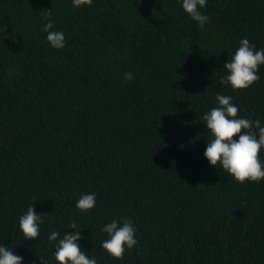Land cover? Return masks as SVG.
Returning <instances> with one entry per match:
<instances>
[{"label": "trees", "instance_id": "trees-1", "mask_svg": "<svg viewBox=\"0 0 264 264\" xmlns=\"http://www.w3.org/2000/svg\"><path fill=\"white\" fill-rule=\"evenodd\" d=\"M200 11L203 29L182 0H0V245L22 264H58L48 237L72 222L97 264H264V180L211 166L203 120L223 94L264 126V65L246 90L220 82L240 40L264 49V0ZM83 194L96 195L87 212ZM31 206L40 234L25 240ZM125 219L138 243L115 259L102 229Z\"/></svg>", "mask_w": 264, "mask_h": 264}, {"label": "clouds", "instance_id": "clouds-1", "mask_svg": "<svg viewBox=\"0 0 264 264\" xmlns=\"http://www.w3.org/2000/svg\"><path fill=\"white\" fill-rule=\"evenodd\" d=\"M93 0H73L74 8L85 5L91 7ZM207 0H182L183 10L198 22L203 29L209 17L202 14L200 9L205 7ZM48 22L44 25L47 41L55 49L65 46V36L61 31H51L53 24L50 20V10L45 16ZM261 65H264V49L256 50L247 38L240 40V46L231 60L224 64L228 75L221 79V84H228L233 90H246L259 81L257 74ZM125 81L133 79L131 72L124 73ZM217 107H213L203 116L206 127L211 135L204 156L211 166H222L223 171L231 175L235 181L243 184L264 180V162L260 153L264 150V126L259 119L254 122L239 118V108L233 104L230 95L218 94ZM238 137V139H237ZM96 195L83 194L77 201L76 207L87 212L95 207ZM41 215L37 214L34 206L19 219V228L25 240H36L39 237ZM70 228L76 232L65 234L51 232L48 239L58 241L54 253L58 264H97L96 259L89 258L87 252L77 243L82 237L77 225L72 222ZM109 235L102 247L113 258L122 259L126 249L133 248L137 243L136 230L130 219H125L122 226L116 220L105 225L102 229ZM43 264H45L44 260ZM23 257L14 254L12 249L0 245V264H22Z\"/></svg>", "mask_w": 264, "mask_h": 264}]
</instances>
